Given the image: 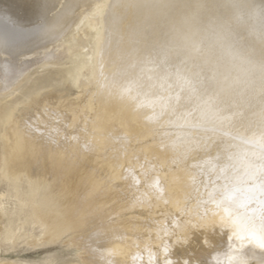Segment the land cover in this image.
Segmentation results:
<instances>
[{"label":"bare ground","instance_id":"bare-ground-1","mask_svg":"<svg viewBox=\"0 0 264 264\" xmlns=\"http://www.w3.org/2000/svg\"><path fill=\"white\" fill-rule=\"evenodd\" d=\"M57 18L46 49L0 51L4 241L66 242L72 264H164L165 247L201 264L173 253L201 231L207 264H236L213 201L249 189L259 217L264 0H52L48 17L0 0V33Z\"/></svg>","mask_w":264,"mask_h":264},{"label":"snow or ice","instance_id":"snow-or-ice-1","mask_svg":"<svg viewBox=\"0 0 264 264\" xmlns=\"http://www.w3.org/2000/svg\"><path fill=\"white\" fill-rule=\"evenodd\" d=\"M52 0H41V16L48 17ZM61 23L59 18L47 20L41 24L16 25L0 33V51L23 62L27 53L36 54L41 48L58 38L57 29ZM255 179V178H254ZM260 210L259 217L249 216L248 208L256 203V198L249 189L226 186L220 198L214 200L217 209L222 211L219 223L222 228L230 229V240L240 245L236 264H264V172L260 177ZM178 227V225H177ZM167 233V227L161 229ZM184 239H188L185 236ZM245 241L247 244L245 245ZM164 264H171L167 259L169 249H163ZM206 264V262H205Z\"/></svg>","mask_w":264,"mask_h":264},{"label":"rangeland","instance_id":"rangeland-1","mask_svg":"<svg viewBox=\"0 0 264 264\" xmlns=\"http://www.w3.org/2000/svg\"><path fill=\"white\" fill-rule=\"evenodd\" d=\"M71 67L75 68L78 67V63L70 64ZM58 88L62 89L61 94L68 95L72 94L75 95L77 89L74 86L67 84H61ZM20 91L17 92L19 94ZM46 94V92H43ZM3 96H0L2 98ZM8 99H1L0 100V136L1 132L4 131V126L1 122V117L4 112V107L8 102ZM49 107V105H48ZM36 108L33 107L30 113L41 112L39 110V105H36ZM26 106L21 104L19 107V111H24ZM27 110V111H29ZM33 111V112H32ZM18 113V112H16ZM2 141L0 138V173L3 167V149H2ZM8 188V183L3 178H0V190H6ZM128 215V214H127ZM3 223L2 219L0 218V261L1 264L7 262L8 259H15L18 262H26L28 264H72L79 260L78 251L73 247L68 245L66 242H57L53 245H31L28 246L23 241H18V244L12 246L11 243H7L4 241V234H3ZM216 241L214 244L218 249H222L225 246V237L221 236L215 237ZM211 250L207 249L203 244V234L201 231H196L193 236L192 240L186 245H177L174 248V255L181 261V257L184 255H190L191 257L197 256L200 258L201 264L208 263V259L206 255L209 254ZM206 254V255H205Z\"/></svg>","mask_w":264,"mask_h":264}]
</instances>
